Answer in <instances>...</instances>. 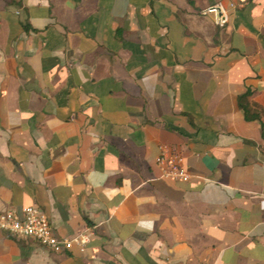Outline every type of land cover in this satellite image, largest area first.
<instances>
[{
    "label": "crops",
    "instance_id": "1",
    "mask_svg": "<svg viewBox=\"0 0 264 264\" xmlns=\"http://www.w3.org/2000/svg\"><path fill=\"white\" fill-rule=\"evenodd\" d=\"M231 1L0 0V213L89 239L0 229V264H264V0Z\"/></svg>",
    "mask_w": 264,
    "mask_h": 264
},
{
    "label": "built area",
    "instance_id": "2",
    "mask_svg": "<svg viewBox=\"0 0 264 264\" xmlns=\"http://www.w3.org/2000/svg\"><path fill=\"white\" fill-rule=\"evenodd\" d=\"M249 1L232 0L228 5L223 2L213 3L205 7L203 13L215 15L216 22L222 26L229 21L230 9L243 7ZM158 160L165 177L179 180L190 178L184 155L177 149L164 148ZM0 229L18 237L37 239L52 250L72 248L74 244H86L89 240L87 236H57L47 213L35 204L28 205L21 211L12 208L1 212Z\"/></svg>",
    "mask_w": 264,
    "mask_h": 264
},
{
    "label": "trees",
    "instance_id": "3",
    "mask_svg": "<svg viewBox=\"0 0 264 264\" xmlns=\"http://www.w3.org/2000/svg\"><path fill=\"white\" fill-rule=\"evenodd\" d=\"M25 26L27 27V25ZM250 95H251V92L247 91L246 93L239 96L238 98L239 107L243 110L245 118L247 120L260 119V114L256 112V110L253 108L252 103L249 100ZM263 126L264 125H262V127ZM263 135H264V129H263Z\"/></svg>",
    "mask_w": 264,
    "mask_h": 264
}]
</instances>
